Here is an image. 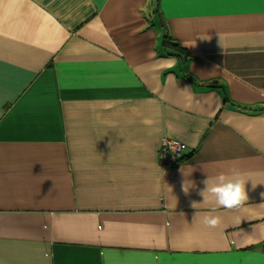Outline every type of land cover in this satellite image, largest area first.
I'll use <instances>...</instances> for the list:
<instances>
[{"label": "crops", "instance_id": "1", "mask_svg": "<svg viewBox=\"0 0 264 264\" xmlns=\"http://www.w3.org/2000/svg\"><path fill=\"white\" fill-rule=\"evenodd\" d=\"M0 264H264V0H0Z\"/></svg>", "mask_w": 264, "mask_h": 264}, {"label": "clouds", "instance_id": "2", "mask_svg": "<svg viewBox=\"0 0 264 264\" xmlns=\"http://www.w3.org/2000/svg\"><path fill=\"white\" fill-rule=\"evenodd\" d=\"M143 122L147 125L153 123L151 119H145ZM247 181L242 177L241 173L234 172L229 175L221 172L214 178L212 183H209V178L203 181L205 188L200 192V195L203 197V201H206L208 198L205 195L206 193L214 197L215 208L212 209V212H215L216 208H239L248 200V194L245 190ZM183 191L187 194L189 187L183 185ZM196 205L197 202L193 201L191 206L195 208ZM203 223L209 228H216L221 223V217L219 215L208 214L203 217Z\"/></svg>", "mask_w": 264, "mask_h": 264}, {"label": "built area", "instance_id": "3", "mask_svg": "<svg viewBox=\"0 0 264 264\" xmlns=\"http://www.w3.org/2000/svg\"><path fill=\"white\" fill-rule=\"evenodd\" d=\"M187 146L179 140L163 137L158 147V163L164 168H171L186 153Z\"/></svg>", "mask_w": 264, "mask_h": 264}, {"label": "trees", "instance_id": "4", "mask_svg": "<svg viewBox=\"0 0 264 264\" xmlns=\"http://www.w3.org/2000/svg\"><path fill=\"white\" fill-rule=\"evenodd\" d=\"M161 18V16H160ZM161 25L163 24V20L161 18ZM162 47L163 49L166 51V53L168 55L174 56L177 58V60L180 63H185L186 61H188L190 59V55L188 53V50L182 46L178 41H176L172 36H170L167 32H164L163 36H162ZM188 78L191 79L192 77V81H194L195 83H198V80H196L195 77H193L191 74L188 76ZM204 85H209V86H213L216 84L215 83H207V82H201ZM213 84V85H212ZM186 157V153L179 159V161L177 162V164L182 161L184 158Z\"/></svg>", "mask_w": 264, "mask_h": 264}, {"label": "bare ground", "instance_id": "5", "mask_svg": "<svg viewBox=\"0 0 264 264\" xmlns=\"http://www.w3.org/2000/svg\"><path fill=\"white\" fill-rule=\"evenodd\" d=\"M157 153H158V151H157Z\"/></svg>", "mask_w": 264, "mask_h": 264}]
</instances>
